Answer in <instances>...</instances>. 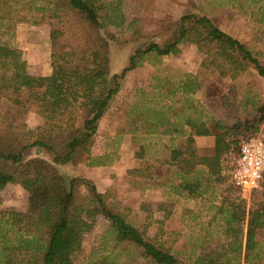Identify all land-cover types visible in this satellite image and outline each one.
Instances as JSON below:
<instances>
[{"label": "trees", "instance_id": "16d2710c", "mask_svg": "<svg viewBox=\"0 0 264 264\" xmlns=\"http://www.w3.org/2000/svg\"><path fill=\"white\" fill-rule=\"evenodd\" d=\"M122 6L123 0H0L1 24L50 26L52 67L51 74L29 82L23 51L0 43V103L7 101L16 110L11 120L0 118V191L17 183L29 194L26 210H0V264H76L74 256L82 249L84 234L93 230L100 215L108 219L116 243L137 245L156 264H179L176 254L161 240L145 236L124 212L109 203L108 193L98 191L83 176L67 177L58 165L107 164L92 156L100 120L120 92L121 81L142 66L149 54H177L181 44H195L205 54L202 69L218 72L223 79H236L251 68L264 76V63L248 43L228 34L209 16L188 12L165 22L163 34L177 28L164 43L148 42L130 56L120 73L111 74L110 43H127L143 36L139 27L123 39L108 29L125 24ZM202 86L199 75L184 82L189 93ZM139 107L146 113L145 105ZM257 111L253 118L228 124L204 119L191 103L181 111L182 121L155 112L151 120L144 118L143 122L152 132L182 140L181 146L171 148L168 163L177 167L180 187L200 196L198 180L188 176L201 172L211 183L223 182L233 155L234 163L238 156L241 135L256 134L264 123V104ZM30 112L52 127L40 133L27 129L25 118ZM197 136H214L212 154H199ZM30 148L51 152L54 158L25 160ZM80 184L87 186L88 193L77 198ZM216 222L222 239L211 240L208 250L184 264H264L260 240L264 181L261 189L251 193L250 203L247 199L224 200L210 224ZM102 264L110 263L104 260Z\"/></svg>", "mask_w": 264, "mask_h": 264}, {"label": "rangeland", "instance_id": "374dc122", "mask_svg": "<svg viewBox=\"0 0 264 264\" xmlns=\"http://www.w3.org/2000/svg\"><path fill=\"white\" fill-rule=\"evenodd\" d=\"M122 9L125 24L110 25L108 29L123 39L139 27L143 36L127 43H110L111 74L120 73L130 56L148 42L164 43L177 28L163 34L165 22L178 20L188 12L209 16L228 34L248 43L264 63V0H123ZM0 43L23 51L29 82L46 73L47 68L52 72L48 24L0 23ZM181 48L177 54L147 55L143 65L121 81L120 92L100 120L92 148V156L101 157L100 161L107 162L106 165L87 162L81 167L65 164L58 168L67 177L83 176L98 191L108 193L109 203L124 212L145 236L161 240L176 254L179 264H184L202 250H208L211 240L222 239L218 223L210 221L224 200L247 199L250 203L251 194L243 195L227 174L236 155L224 171L223 182L211 183L204 173L196 172L188 178L198 180L202 195L184 190L177 167L168 163L171 148L181 146L182 140L176 135L152 132L143 120L163 112L167 118L182 121L181 111L191 103L206 120L216 118L232 124L253 118L258 114V106L264 104V76L251 68L236 79H223L218 72L202 69L205 54L195 44L184 43ZM195 75H199L203 86L196 93H189L184 82ZM139 105H145L146 113ZM15 112L9 102L0 103L1 119L11 120ZM25 125L36 133L52 127L35 112L28 113ZM259 132L264 133V123ZM249 135L243 133L241 140ZM214 143V136L195 138L201 155L212 154ZM38 156L50 161L54 158L53 153L37 148L24 154L25 160ZM87 193L85 184L77 186V198ZM28 203V192L17 183H10L0 191V210H26ZM260 240L264 244V232ZM74 260L76 264H102L104 260L110 264H156L137 245L129 241L116 243L104 215L98 217L92 231L84 234L82 249Z\"/></svg>", "mask_w": 264, "mask_h": 264}, {"label": "built area", "instance_id": "2783aa9c", "mask_svg": "<svg viewBox=\"0 0 264 264\" xmlns=\"http://www.w3.org/2000/svg\"><path fill=\"white\" fill-rule=\"evenodd\" d=\"M230 175L243 195L261 188L264 181V133L250 134L241 140Z\"/></svg>", "mask_w": 264, "mask_h": 264}, {"label": "crops", "instance_id": "0c3cea01", "mask_svg": "<svg viewBox=\"0 0 264 264\" xmlns=\"http://www.w3.org/2000/svg\"><path fill=\"white\" fill-rule=\"evenodd\" d=\"M28 74H29V72H28ZM49 74H51V70H50V68H47L46 73H44V74H40L39 76H42V75H49ZM79 167H81V165H80Z\"/></svg>", "mask_w": 264, "mask_h": 264}]
</instances>
